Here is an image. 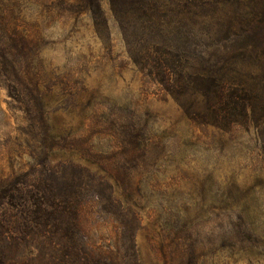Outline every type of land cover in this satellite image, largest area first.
<instances>
[{
    "label": "rangeland",
    "instance_id": "1",
    "mask_svg": "<svg viewBox=\"0 0 264 264\" xmlns=\"http://www.w3.org/2000/svg\"><path fill=\"white\" fill-rule=\"evenodd\" d=\"M150 1L147 31L109 0H0L1 188L83 167L81 232L122 264H264V0ZM143 48L182 55L189 89Z\"/></svg>",
    "mask_w": 264,
    "mask_h": 264
},
{
    "label": "trees",
    "instance_id": "2",
    "mask_svg": "<svg viewBox=\"0 0 264 264\" xmlns=\"http://www.w3.org/2000/svg\"><path fill=\"white\" fill-rule=\"evenodd\" d=\"M109 1L115 15L120 16V12L136 15L141 30H152L148 16L150 0ZM191 1H186L188 11ZM75 4L99 13L98 0H75ZM158 50L143 48L137 51L139 55L135 59H130L142 72L147 71L151 80L163 84L166 92L178 95L181 90L187 91L189 78L185 74L184 57L173 55L168 49L161 53ZM198 81L207 102V115L222 120L224 114L209 102L206 78H198ZM50 170L47 183L33 179L31 188L26 191L16 189L14 182H9L11 187L6 183V188H1L3 183H0V264H122L119 255L88 244L79 227L81 198L96 189L95 183L83 182L90 174L89 169L81 167L77 181L61 176L67 170L63 163ZM129 228L131 231V226ZM128 246L133 251V234L128 235ZM126 258L127 264H133L131 256Z\"/></svg>",
    "mask_w": 264,
    "mask_h": 264
}]
</instances>
